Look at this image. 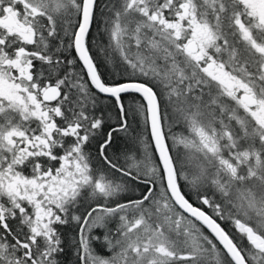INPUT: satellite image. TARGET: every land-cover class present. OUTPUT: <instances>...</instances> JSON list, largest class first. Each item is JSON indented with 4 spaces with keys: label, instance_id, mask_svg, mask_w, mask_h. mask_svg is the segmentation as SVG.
I'll use <instances>...</instances> for the list:
<instances>
[{
    "label": "snow or ice",
    "instance_id": "6c2138e0",
    "mask_svg": "<svg viewBox=\"0 0 264 264\" xmlns=\"http://www.w3.org/2000/svg\"><path fill=\"white\" fill-rule=\"evenodd\" d=\"M0 264H264V0H0Z\"/></svg>",
    "mask_w": 264,
    "mask_h": 264
},
{
    "label": "trees",
    "instance_id": "16d2710c",
    "mask_svg": "<svg viewBox=\"0 0 264 264\" xmlns=\"http://www.w3.org/2000/svg\"><path fill=\"white\" fill-rule=\"evenodd\" d=\"M93 33L97 39V41H99L101 39V33L97 31V29L94 27L93 28Z\"/></svg>",
    "mask_w": 264,
    "mask_h": 264
}]
</instances>
